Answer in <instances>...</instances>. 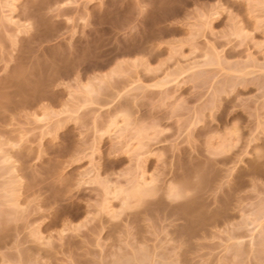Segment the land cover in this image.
I'll return each mask as SVG.
<instances>
[{
  "label": "rangeland",
  "instance_id": "374dc122",
  "mask_svg": "<svg viewBox=\"0 0 264 264\" xmlns=\"http://www.w3.org/2000/svg\"><path fill=\"white\" fill-rule=\"evenodd\" d=\"M0 264H264V0H0Z\"/></svg>",
  "mask_w": 264,
  "mask_h": 264
},
{
  "label": "bare ground",
  "instance_id": "6f19581e",
  "mask_svg": "<svg viewBox=\"0 0 264 264\" xmlns=\"http://www.w3.org/2000/svg\"><path fill=\"white\" fill-rule=\"evenodd\" d=\"M188 203V202H187ZM191 203V202H190ZM189 203V204H190ZM194 204V203H193ZM197 205V204H196ZM179 208H180V206H178ZM193 205L191 206V204L190 205H185V206H183L182 208H180L181 210H182V212L184 213L185 212V214L187 215V217L190 219V216H193V215H190V214H192V212H194L193 211ZM176 209H177V206H176ZM198 211V210H197ZM199 213V212H198ZM188 215H190V216H188ZM188 219V220H189ZM191 220V219H190ZM191 224V223H190Z\"/></svg>",
  "mask_w": 264,
  "mask_h": 264
}]
</instances>
